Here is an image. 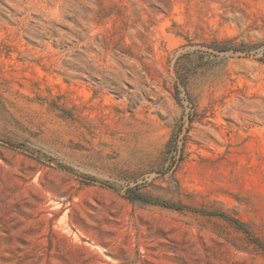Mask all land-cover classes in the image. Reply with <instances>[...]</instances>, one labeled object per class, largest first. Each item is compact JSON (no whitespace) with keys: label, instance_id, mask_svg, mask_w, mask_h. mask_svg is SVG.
I'll return each instance as SVG.
<instances>
[{"label":"rangeland","instance_id":"374dc122","mask_svg":"<svg viewBox=\"0 0 264 264\" xmlns=\"http://www.w3.org/2000/svg\"><path fill=\"white\" fill-rule=\"evenodd\" d=\"M0 264H264V0H0Z\"/></svg>","mask_w":264,"mask_h":264},{"label":"trees","instance_id":"16d2710c","mask_svg":"<svg viewBox=\"0 0 264 264\" xmlns=\"http://www.w3.org/2000/svg\"><path fill=\"white\" fill-rule=\"evenodd\" d=\"M138 198L146 201V202H149V203H159L163 206H166V207H171V208H175V209H181L182 207H179L177 205H174V204H171V203H168V202H163V201H157L156 199L150 197V196H147V195H137ZM192 210H195V209H192ZM234 222H236L237 225L240 226V223L236 220H233Z\"/></svg>","mask_w":264,"mask_h":264}]
</instances>
